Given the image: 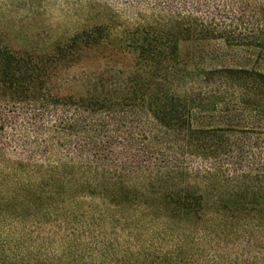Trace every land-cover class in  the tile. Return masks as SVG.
<instances>
[{
	"label": "trees",
	"instance_id": "1",
	"mask_svg": "<svg viewBox=\"0 0 264 264\" xmlns=\"http://www.w3.org/2000/svg\"><path fill=\"white\" fill-rule=\"evenodd\" d=\"M150 3L0 35V264H264V0Z\"/></svg>",
	"mask_w": 264,
	"mask_h": 264
},
{
	"label": "rangeland",
	"instance_id": "2",
	"mask_svg": "<svg viewBox=\"0 0 264 264\" xmlns=\"http://www.w3.org/2000/svg\"><path fill=\"white\" fill-rule=\"evenodd\" d=\"M151 0H0V35L14 51L32 50L39 54L52 50L56 41L69 38L84 28L109 23L113 37L150 15ZM116 28V29H115ZM111 50V49H109ZM95 55L74 68L75 74L92 72L97 66H121L122 54L115 51ZM117 55V56H116ZM116 56V57H115ZM132 57H126L130 62ZM126 61V60H125ZM130 64V63H129Z\"/></svg>",
	"mask_w": 264,
	"mask_h": 264
}]
</instances>
